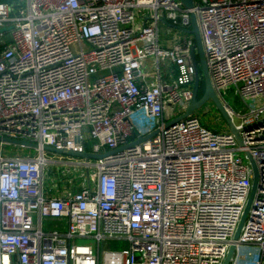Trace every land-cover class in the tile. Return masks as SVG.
I'll list each match as a JSON object with an SVG mask.
<instances>
[{
	"label": "built area",
	"instance_id": "1",
	"mask_svg": "<svg viewBox=\"0 0 264 264\" xmlns=\"http://www.w3.org/2000/svg\"><path fill=\"white\" fill-rule=\"evenodd\" d=\"M192 15L243 146L197 114L173 124ZM0 138L38 146L0 143V264H225L233 245L230 264H264V0H0Z\"/></svg>",
	"mask_w": 264,
	"mask_h": 264
},
{
	"label": "water",
	"instance_id": "2",
	"mask_svg": "<svg viewBox=\"0 0 264 264\" xmlns=\"http://www.w3.org/2000/svg\"><path fill=\"white\" fill-rule=\"evenodd\" d=\"M182 3L186 8L191 9V8H193L194 0H182ZM196 21H197L196 16L192 15V18H191L192 29L185 31L186 33L194 35L195 40H196V47H197V54L195 51H193V56H192L193 65L196 69V81H195V84L193 87V92H192L194 96H193L192 104H191L190 108L188 109V111L184 115H182L181 117L177 118L173 122V124L192 117L207 102L211 101L214 104V106L216 107V109L218 110L219 114L222 116V118L225 121L230 132L232 134H234L238 143L241 146H243V139L241 136L242 131L239 130L234 125L230 114L225 109L224 105L222 104L221 100L219 99L217 93L215 92V90L213 88L210 73H209V67L207 64L206 55H205V51H204V46L202 43L201 33L199 30L198 22H196ZM202 80L205 83V87H206L205 92L206 93H204V95L202 97H199L198 92L200 91V85H201ZM149 138H151V136L146 137V138H141L137 142H135V144L145 142ZM0 143L8 144V145L12 144V146H16V147H20V148H28V149H34V150L38 149L37 145L32 144V143H28L26 141H16V140H11V139L0 138ZM132 145L133 144L129 145L128 147H130ZM45 151L50 152V153H55L57 155H65V156L78 158V159H82V160L83 159H85V160H99V159H102L105 157V155H95V154H89V153H83L82 154V153H75V152H69V151H57L53 148H45ZM248 157L252 163V167H253V171H254L253 189H252V194H251V197L249 199V202H248L246 211L244 213V216H243V218H241L242 221H241L240 226L238 228V231L236 233V236L234 239L235 242H237L240 238L242 228H243V226L247 220L251 205L253 203L254 197L256 195V192H257V189L259 186L258 168H257L255 162L253 161V159L251 158V156L248 155ZM234 252H235V245H233L231 247L225 264H230L234 254H235Z\"/></svg>",
	"mask_w": 264,
	"mask_h": 264
},
{
	"label": "rangeland",
	"instance_id": "3",
	"mask_svg": "<svg viewBox=\"0 0 264 264\" xmlns=\"http://www.w3.org/2000/svg\"><path fill=\"white\" fill-rule=\"evenodd\" d=\"M4 31H6V29H4ZM205 88H206L205 83L202 80L201 85H200V91L198 92L199 97H202L204 95V93H206ZM225 99L237 112L242 111L243 105H242L241 101H239V99L234 95L233 90H230L228 93H226ZM209 109H211V111L207 112ZM196 114H197V116H199L201 118L202 123L204 125H206L209 129L226 131L228 128L225 121L223 120L222 116H220L218 110L216 109V107L214 106V104L211 101L207 102L199 111L196 112ZM3 146H4L5 153H11L12 154V152L21 151V153H23V154L28 153V155L29 154H33V155L37 154L35 150L27 149V148L14 147V146H12V144L11 145L7 144V145H3ZM47 157L51 158V159L60 158L59 155H57L55 153H50V152H47ZM75 160L81 161L82 159L75 158ZM46 225H47V223H46ZM77 243L78 244L95 245L93 240H87V239L78 240ZM125 246H126V243H124V242L123 243L111 242L107 245L106 249L118 250V249L124 248Z\"/></svg>",
	"mask_w": 264,
	"mask_h": 264
},
{
	"label": "crops",
	"instance_id": "4",
	"mask_svg": "<svg viewBox=\"0 0 264 264\" xmlns=\"http://www.w3.org/2000/svg\"><path fill=\"white\" fill-rule=\"evenodd\" d=\"M3 2H8V3H11V2H13V1H15V0H2ZM28 149V148H27ZM32 150H34V149H32ZM16 152H19L21 155H28V153H25V154H23V153H21V151H16ZM30 155V154H29ZM31 155H33V154H31Z\"/></svg>",
	"mask_w": 264,
	"mask_h": 264
},
{
	"label": "trees",
	"instance_id": "5",
	"mask_svg": "<svg viewBox=\"0 0 264 264\" xmlns=\"http://www.w3.org/2000/svg\"><path fill=\"white\" fill-rule=\"evenodd\" d=\"M116 243H119V242H116ZM116 245V244H115Z\"/></svg>",
	"mask_w": 264,
	"mask_h": 264
}]
</instances>
